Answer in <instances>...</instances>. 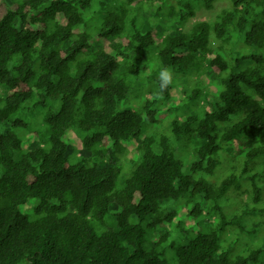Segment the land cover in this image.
Here are the masks:
<instances>
[{
  "label": "trees",
  "instance_id": "trees-1",
  "mask_svg": "<svg viewBox=\"0 0 264 264\" xmlns=\"http://www.w3.org/2000/svg\"><path fill=\"white\" fill-rule=\"evenodd\" d=\"M151 1V8L143 6ZM194 1L212 9L216 0H0V84L7 90L0 124L25 126L19 115L35 91L42 101L59 102L43 118L48 149L35 147L14 159L22 137L0 133V264H169L160 243L170 230L183 235L189 228L193 238L170 243L177 264L259 259L262 248L231 256L220 235L264 226V0H227L213 20L184 30ZM164 6L177 30L162 36L153 26L140 28V12ZM152 43L160 44L158 63L173 76L204 71L221 88L201 117L176 119L167 134L145 136L136 148L139 161L116 189L122 166L69 163L64 134L76 127L87 132L85 147L123 152L145 122H164L163 108L151 103L139 111L121 109L132 90L127 79L142 72L139 53ZM175 85L172 79L158 92L169 95ZM202 92L196 86L186 99ZM191 137L200 143L185 171L176 143ZM219 167L222 178L210 181ZM32 199L26 213L22 208ZM113 201L116 228L97 234L94 227L103 225ZM167 201L183 202L175 224L176 210L160 207ZM203 204L210 217L218 216L206 231L187 224ZM253 215L256 222L246 219ZM131 216L137 221L129 222ZM146 220L148 228L172 224L150 250L142 247Z\"/></svg>",
  "mask_w": 264,
  "mask_h": 264
},
{
  "label": "rangeland",
  "instance_id": "rangeland-1",
  "mask_svg": "<svg viewBox=\"0 0 264 264\" xmlns=\"http://www.w3.org/2000/svg\"><path fill=\"white\" fill-rule=\"evenodd\" d=\"M20 0H9L10 3H17ZM118 1V0H116ZM195 7V14L191 17L183 26L184 30L190 29L193 24L201 20H213L215 15L223 7L228 6L227 0H216L212 9H207L200 4L193 2ZM168 4V3H167ZM155 3L149 6L147 3L144 7H152ZM166 6V5H165ZM162 8L159 12L154 13L152 10H144L138 15L140 22V28L145 26L155 27L163 36L177 30V26L174 25L173 20L166 19V8ZM94 15H90L89 18L93 19ZM90 19V20H91ZM212 37V36H211ZM216 42L213 43L215 46ZM62 43L60 44V46ZM159 43H152L145 51L139 53L141 59L142 72L138 77H129L128 82L132 83V90L128 97L121 105V109L142 110L145 104L151 103L153 108H163V112L166 113L164 122H145L144 129L140 135L136 138L129 140L126 143V149L123 152H116L111 149H103L100 145H94L92 147H85L83 145V137L87 132L82 131L76 127H72L64 134V140L67 146L66 158L69 163H76L79 160H85L87 166H99L106 167L108 165H120L122 166V173L117 181L116 189H121L124 185V181L128 178L132 171V161H139V156L136 153V148L142 144L143 138L147 135H163L167 134L168 129L171 130L174 120H183L189 115L201 117L205 108L214 104L215 96L220 91V84L216 83L215 77L204 71H201L199 76L188 73L180 72L173 76L172 79L176 85L171 90L169 95H160L158 92V84L156 82V74L160 68L158 63V50ZM14 63H10L9 67L12 69ZM198 74V73H197ZM196 86L204 88V92L192 100L186 99V94L190 93ZM7 95L6 87L0 84V97L4 98ZM59 105L57 99L53 97H47L45 100H41V96L38 92H34L32 97L26 101L23 105V109L20 113V117L26 123L25 126L13 127L11 124H0V133L12 130L22 137V143L19 150L13 153L14 159H17L23 152L29 151L35 147L49 148V142L46 136V124L43 122L44 115L51 108H56ZM168 110V112L166 111ZM166 123V124H164ZM199 140L195 137H191L187 140L186 144L181 142L176 143L179 147L176 157L182 161L185 171L189 169L191 161L195 158V148L199 145ZM2 169L0 167V174ZM222 168H218L216 173L210 177V181L217 182L222 178ZM202 175V174H197ZM243 196V195H241ZM232 199L235 198V194H231ZM245 198V196H243ZM36 200L32 199L26 204L22 210L27 213L30 209V204H34ZM234 202L238 203V200ZM183 206L182 201H167L160 204V207L165 210H176L177 217L174 224L181 219V208ZM203 212L199 217H188L187 224L198 223L199 228L202 231H206L208 227L214 224L216 215L209 216V212L205 211L208 206L202 205ZM119 207L113 201L110 203V209L105 215L103 225H96L94 227L95 232L100 234L105 228H116L115 215L118 212ZM33 215V211L31 212ZM202 215V216H201ZM252 219L253 222L257 221V216L253 215L246 219ZM136 217L131 216L129 222H136ZM251 221L246 220V223L251 226ZM149 221H143V226L146 227L145 241L142 247L145 250H150L153 247L152 242L159 240L161 235L167 232L172 224L166 226H156L154 228H148ZM236 228H228L220 235V244L222 249H227L231 256L236 255H248L251 251L262 248V253L259 255V259L255 262L249 261L248 264H262L264 262V226L256 228L255 233H229V230ZM169 236L160 243L159 249L163 250L161 257L167 260L169 264H177L176 254L174 248L170 246L171 241H175L176 244H185L188 240L193 238L194 233L189 228L183 235L176 233L174 230L168 232ZM231 234V235H230ZM186 235V236H185Z\"/></svg>",
  "mask_w": 264,
  "mask_h": 264
},
{
  "label": "clouds",
  "instance_id": "clouds-1",
  "mask_svg": "<svg viewBox=\"0 0 264 264\" xmlns=\"http://www.w3.org/2000/svg\"><path fill=\"white\" fill-rule=\"evenodd\" d=\"M172 81V73L167 66H161L156 74L159 89H165Z\"/></svg>",
  "mask_w": 264,
  "mask_h": 264
}]
</instances>
